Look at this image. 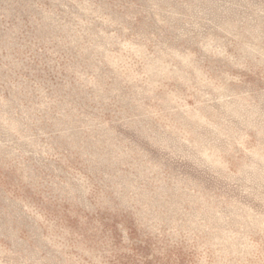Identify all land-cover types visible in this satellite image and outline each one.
Here are the masks:
<instances>
[{
    "label": "rangeland",
    "instance_id": "374dc122",
    "mask_svg": "<svg viewBox=\"0 0 264 264\" xmlns=\"http://www.w3.org/2000/svg\"><path fill=\"white\" fill-rule=\"evenodd\" d=\"M0 264H264V0H0Z\"/></svg>",
    "mask_w": 264,
    "mask_h": 264
}]
</instances>
